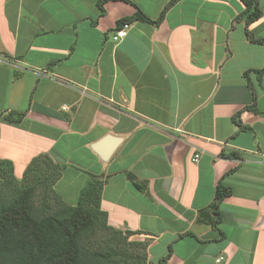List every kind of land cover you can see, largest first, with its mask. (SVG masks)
I'll return each mask as SVG.
<instances>
[{
	"label": "crops",
	"instance_id": "obj_1",
	"mask_svg": "<svg viewBox=\"0 0 264 264\" xmlns=\"http://www.w3.org/2000/svg\"><path fill=\"white\" fill-rule=\"evenodd\" d=\"M99 1L0 0V116H21L0 118V159L21 179L49 157L70 205L106 179L107 224L149 238L147 264L169 249L166 264H264V45L235 20L243 3L179 0L113 41L118 20L136 7L155 20L169 0H106L102 14ZM259 8L248 30L264 39ZM105 135L119 138L107 159L93 149ZM218 183L230 194L212 226Z\"/></svg>",
	"mask_w": 264,
	"mask_h": 264
},
{
	"label": "trees",
	"instance_id": "obj_2",
	"mask_svg": "<svg viewBox=\"0 0 264 264\" xmlns=\"http://www.w3.org/2000/svg\"><path fill=\"white\" fill-rule=\"evenodd\" d=\"M105 1L101 0L98 2L100 14L103 13L102 2ZM124 1L132 3L130 0ZM177 1L179 0H169L155 20L148 18L134 4L136 7L134 14L131 17H124L118 20L117 24L131 20H141L158 25L167 9ZM240 1L243 3L244 9L235 17V20H239L243 16L245 19L244 33L246 38L252 43L264 45V39L256 37L248 30V25L262 15L259 8L260 0ZM256 72L259 75V81L264 72V67L256 70ZM247 73L248 71L244 72L245 75ZM253 94L255 95L254 91ZM248 108L256 111L254 105ZM0 118L15 121L20 119L21 116L13 117L8 113L2 114ZM236 124L239 129L243 128L239 121H236ZM221 156L236 157L237 155L232 152L227 154L222 152ZM39 157H45L53 163L49 157L39 155L31 160L21 179H17L13 175L11 161L0 159V181L6 180L9 176V180L19 188L8 201H4L0 197V264H113L112 260L115 253L112 247L85 250L82 245L83 238L94 228L97 222L102 221L105 227L113 228L107 224L106 212L100 207L101 190L106 179H99L97 176L91 175L80 190L76 203L70 205L65 203L53 190V184L61 173V167L53 163L57 167V174L51 179L49 186L61 207L52 212L37 215L31 207V198L34 193L33 183H22L28 177H32L35 181L41 180V184L46 181L45 176L38 178L41 175H34L36 173L34 166H37L35 162H38ZM127 176L130 179L132 178L129 173H127ZM33 177H36V179ZM133 184L139 189L143 188L142 185L135 182ZM229 194V188L222 186L220 183L216 185L214 199L211 204L212 213L215 216V218L210 219L212 226H216L220 218L218 212L219 203ZM123 232L127 235L141 233L140 231L130 230ZM148 244H146L144 260H148ZM169 252L158 260V264H166Z\"/></svg>",
	"mask_w": 264,
	"mask_h": 264
},
{
	"label": "rangeland",
	"instance_id": "obj_3",
	"mask_svg": "<svg viewBox=\"0 0 264 264\" xmlns=\"http://www.w3.org/2000/svg\"><path fill=\"white\" fill-rule=\"evenodd\" d=\"M35 165H37L34 166L36 173L34 174L32 171L33 174L35 176L41 175L38 178L45 176L46 181L41 184V180L35 181L32 177H28L22 184L33 183L34 193L31 198V207L37 215L46 214L61 207L49 186L51 179L57 174V167L45 157H39ZM9 179L8 176L6 180L0 181V197L4 201L10 200L19 189ZM148 242L149 238L144 235H137V233L127 235L123 230L105 227L103 222L99 221L83 238L82 245L85 250L112 247L115 253L112 260L113 264H147L148 260H144V258Z\"/></svg>",
	"mask_w": 264,
	"mask_h": 264
},
{
	"label": "water",
	"instance_id": "obj_4",
	"mask_svg": "<svg viewBox=\"0 0 264 264\" xmlns=\"http://www.w3.org/2000/svg\"><path fill=\"white\" fill-rule=\"evenodd\" d=\"M119 138L105 135L93 145V149L104 159H107L116 147Z\"/></svg>",
	"mask_w": 264,
	"mask_h": 264
},
{
	"label": "built area",
	"instance_id": "obj_5",
	"mask_svg": "<svg viewBox=\"0 0 264 264\" xmlns=\"http://www.w3.org/2000/svg\"><path fill=\"white\" fill-rule=\"evenodd\" d=\"M129 28V23L128 22H122V23H119L115 26L114 28V31L111 35V38L113 41H119L121 40L122 38H124L127 34V30ZM9 60V58L5 55H0V63H7ZM198 157L197 154L194 155L193 157V160H196ZM264 220V219H263ZM221 259L220 258H217L216 261L218 262L219 260Z\"/></svg>",
	"mask_w": 264,
	"mask_h": 264
}]
</instances>
